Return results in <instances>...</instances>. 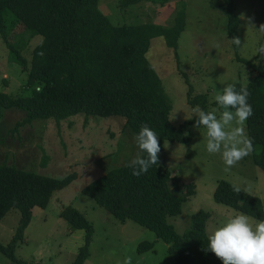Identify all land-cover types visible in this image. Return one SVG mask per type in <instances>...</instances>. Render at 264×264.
I'll return each mask as SVG.
<instances>
[{
	"label": "rangeland",
	"instance_id": "1",
	"mask_svg": "<svg viewBox=\"0 0 264 264\" xmlns=\"http://www.w3.org/2000/svg\"><path fill=\"white\" fill-rule=\"evenodd\" d=\"M178 1L161 6L153 0H100L99 9L116 25L131 22L167 27L174 22ZM234 2L240 19L241 45L237 46V52L227 33L223 0H186V27L177 52L166 45L163 37L151 41L147 58L170 98L169 119L176 129L195 117L188 102L191 85L193 95H208L209 110H215L219 117L223 109L214 96L229 84L246 85L256 75L248 65L237 61V56L264 68V57L257 51L264 46V31L259 30L264 25V0ZM249 19L253 27H249ZM10 39L27 61L42 41L41 36L31 35L23 25L11 33ZM17 62L0 37V93L28 94V73ZM25 117L26 112L17 108L4 111L0 119V164L56 179L72 174L77 178L56 191L46 208H34L24 240L16 248L18 259L28 264H74L86 232L60 217L65 207L72 206L93 227L89 256L84 264H123L129 256L132 264H176L175 256L168 251L169 245L152 231L130 219L121 222L83 192L86 185L125 166L135 155L136 134L125 128V118L78 113L61 120L36 119L13 133V128ZM244 128L246 131V121ZM188 135L189 145L167 141L159 153L162 165L180 177L183 188L190 184L195 187L194 195L183 204L182 213L168 218L179 235L190 229L191 216L200 210L211 214L207 221L209 236L241 213L215 201L214 192L221 180L240 188L243 198L248 195L260 198L264 209V171L254 163L253 152L228 169L221 153H208L205 128L192 126ZM19 223L20 212L12 209L0 222L1 244L7 245L12 240ZM143 242L154 243V248L140 253L138 248ZM0 264L17 263L0 252Z\"/></svg>",
	"mask_w": 264,
	"mask_h": 264
},
{
	"label": "trees",
	"instance_id": "2",
	"mask_svg": "<svg viewBox=\"0 0 264 264\" xmlns=\"http://www.w3.org/2000/svg\"><path fill=\"white\" fill-rule=\"evenodd\" d=\"M165 6L171 0H153ZM227 13V33L238 37L240 19L234 0H223ZM100 0H0V37L28 73V94L20 96L0 93V119L4 111L17 108L26 117L21 126L36 119L61 120L84 113L91 116L125 118V128L138 134L142 124L154 130L160 138L161 152L167 141L189 145L188 129L196 117L184 121L178 129L170 122V98L163 82L147 58L151 41L163 37L166 45L177 52L179 39L186 27V0H179L174 22L170 26L153 23L114 24L99 9ZM20 25L42 41L35 46L31 60L11 42V33ZM234 45V44H233ZM236 48V52L238 48ZM43 52L44 55H38ZM256 73L246 85L236 84V90L246 87L253 115L246 120L247 136L253 141V161L264 171V68L237 56ZM189 87L188 102L206 112L211 105L207 94L193 95ZM26 92V91H25ZM215 105V103H213ZM77 178L63 179L28 172L8 164H0V222L12 210L20 212V223L7 244L0 243V252L17 264L16 248L24 240L33 211L46 208L56 191ZM172 184V187L170 183ZM194 185L186 188L181 179L162 165H153L140 176L121 166L86 185L83 192L93 198L121 222L130 219L152 231L169 245L176 264H222L207 250V221L211 214L200 210L191 216L190 229L179 235L168 218L182 213L183 204L194 195ZM237 187L221 180L214 192L216 202L234 208L253 218L264 220L260 198L242 197ZM60 217L74 227L85 230V243L79 249L74 264H84L89 256L93 227L84 215L72 206L65 207ZM154 243L143 242L140 253L152 250Z\"/></svg>",
	"mask_w": 264,
	"mask_h": 264
},
{
	"label": "clouds",
	"instance_id": "3",
	"mask_svg": "<svg viewBox=\"0 0 264 264\" xmlns=\"http://www.w3.org/2000/svg\"><path fill=\"white\" fill-rule=\"evenodd\" d=\"M249 27H253L250 19ZM259 30L264 31V25ZM230 42L241 45V40L235 36ZM257 51L264 57V46ZM38 55L43 56L44 53ZM249 96L246 87L237 91L235 85L229 84L214 96L216 103L223 109L219 117L215 110L206 112L198 105L192 109L196 117L193 127L206 129L208 153H221L228 169L235 167L254 151L253 141L244 128V122L253 115L252 106L248 103ZM134 141L137 151L125 167L132 169L133 176L140 177L153 165H159L160 138L145 123L134 136ZM128 155L131 156V153ZM234 190L237 193L241 191L240 188ZM207 250L222 264H264V220H256L243 213L235 215L208 236ZM123 264H132V258L126 257Z\"/></svg>",
	"mask_w": 264,
	"mask_h": 264
},
{
	"label": "water",
	"instance_id": "4",
	"mask_svg": "<svg viewBox=\"0 0 264 264\" xmlns=\"http://www.w3.org/2000/svg\"><path fill=\"white\" fill-rule=\"evenodd\" d=\"M172 184H173V183L171 182V183H170L171 187H172Z\"/></svg>",
	"mask_w": 264,
	"mask_h": 264
}]
</instances>
